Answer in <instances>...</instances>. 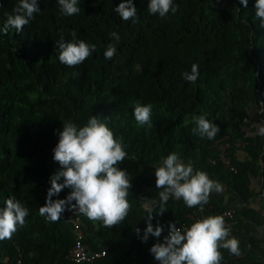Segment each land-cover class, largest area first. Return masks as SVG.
<instances>
[{
  "label": "trees",
  "instance_id": "obj_1",
  "mask_svg": "<svg viewBox=\"0 0 264 264\" xmlns=\"http://www.w3.org/2000/svg\"><path fill=\"white\" fill-rule=\"evenodd\" d=\"M121 2L78 0L80 12L66 16L58 0H38L41 10L29 24L4 34L18 0H0V208L11 197L29 211L25 225L10 240L0 241V264H14L19 255L24 264H151L149 249L162 242L152 236L142 242L148 208L153 227L165 228L188 222L200 207L170 198L166 211L158 214V198L148 207L140 199L139 190L150 181L142 177L129 189L128 216L103 227L101 244L85 240L91 250L109 247L106 257L94 263L69 261L74 238L61 224L65 211L51 223L39 208L46 203L50 176L60 167L53 149L63 124L82 127L93 115L122 141L128 155L119 165L133 163L152 176L162 159L175 152L219 182L223 191H213L203 206L207 216L236 209L241 252L236 256L221 248L220 264H264L254 228L261 219L246 207L220 201L224 194L246 205L258 177L264 192V134L243 130L254 111L264 123V26L256 18L255 0H248L247 8L240 0H173L177 11L166 17L149 14V0H133L136 18L128 21L115 11ZM61 39L83 40L95 50L82 64L68 67L58 59ZM108 45L116 48L110 60L104 56ZM193 63L200 71L195 83L184 75ZM137 103L152 106L151 127L135 121ZM200 115L219 127L214 139L193 132ZM226 135L232 143L245 142L231 150L236 173L211 163L218 156L215 142ZM239 151L243 160L236 157ZM70 191L65 188L52 199H65Z\"/></svg>",
  "mask_w": 264,
  "mask_h": 264
},
{
  "label": "clouds",
  "instance_id": "obj_2",
  "mask_svg": "<svg viewBox=\"0 0 264 264\" xmlns=\"http://www.w3.org/2000/svg\"><path fill=\"white\" fill-rule=\"evenodd\" d=\"M240 3L247 8L248 0H240ZM58 4L66 16L80 12L78 0H58ZM254 6L256 18L264 26V0H255ZM147 9L149 14H158L160 17L177 11L173 0H149ZM40 10L38 0H18L13 14L8 15L3 25V33L7 34L9 28L22 31ZM115 11L124 21L136 18L137 9L133 0H122ZM71 35L75 38L76 33L73 31ZM111 35L114 39H119L117 33ZM58 49L59 61L73 67L91 56L95 45H89L83 40L65 42L61 39ZM115 53L116 48L108 45L104 56L110 60ZM184 75L187 81L195 83L200 75L199 64L193 63L191 72ZM151 117L152 106L137 103L134 108L137 124L151 127ZM196 125L193 132L201 138L214 139L220 131L205 115L196 117ZM259 133L264 134V125H259ZM53 153V160L60 167L50 176L51 186L47 190L46 203L39 208L42 217L51 223L58 222L66 206H70L93 223L100 222L103 227L111 228L128 216L131 204L127 197L132 185L126 170L118 167L128 154L122 141L115 138L114 132L101 122V118L93 115L82 127L71 122L63 124ZM155 177L156 188L163 189L158 192V214L166 211L165 205L170 198L182 199L191 208L207 204L213 191H223L219 182L210 179L204 171L194 170L190 162L185 164L175 152L162 159V163L155 168ZM61 179L63 182H60ZM65 188L71 189L65 199H52ZM5 205L0 208V241L10 240L18 228L25 225L29 215L28 209L15 198H8ZM148 213L142 242H147L149 236L159 238L163 232V226L159 223L153 227L151 207L148 208ZM168 228L169 232L163 243H155L149 249L160 264H220L223 259L221 248L227 249L232 255L241 254L239 240L230 235V229L226 227L221 215L196 220L183 230L176 223H169ZM140 231L139 228L136 229L138 235Z\"/></svg>",
  "mask_w": 264,
  "mask_h": 264
},
{
  "label": "built area",
  "instance_id": "obj_3",
  "mask_svg": "<svg viewBox=\"0 0 264 264\" xmlns=\"http://www.w3.org/2000/svg\"><path fill=\"white\" fill-rule=\"evenodd\" d=\"M245 142L239 140L232 143L229 136H224L221 139L217 140L214 144V147L217 150L218 156L217 159L211 160V163L219 162L223 165L224 168L236 173L237 169L233 164L231 150L234 147H243ZM72 203H75L74 201ZM211 209L210 207H208ZM207 208L204 206L198 207L196 210H193L191 214L188 215V222L177 226L182 230L184 228L190 227L192 223L196 220L203 219L207 217ZM66 218L71 222L74 229V244L68 253V260L74 263H94L98 260L106 257L109 247H104L101 250H91L90 246L86 243V232L83 225L84 215L77 213L75 210L71 209L70 206H66L65 210ZM225 219L226 227L230 229V235L239 240V219L237 217L236 209L233 207L225 209L221 214ZM169 228H163L162 235L160 240L163 243L164 237L168 235ZM14 264H24L22 256L19 255V258Z\"/></svg>",
  "mask_w": 264,
  "mask_h": 264
},
{
  "label": "crops",
  "instance_id": "obj_4",
  "mask_svg": "<svg viewBox=\"0 0 264 264\" xmlns=\"http://www.w3.org/2000/svg\"><path fill=\"white\" fill-rule=\"evenodd\" d=\"M259 125H264V123L259 118V115L257 112H251V118L248 122V126L244 127L243 130L251 135H257L259 133ZM236 157L240 160H243L245 155L241 151L236 152ZM133 166V167H132ZM122 170H126L130 167L133 169L132 172H127L129 175V179L131 184L134 182H137L142 177H149V183H147L145 186H143L139 190V196L141 201L144 203L146 207L154 203L158 198V192L163 191V189H157L155 185V174L150 176L144 174L141 168H137L134 166L133 163H127L122 164L118 166ZM136 168V169H135ZM134 172H137L134 174ZM252 190L254 192V197H252L249 202L245 205L240 202L239 199H237L234 196L229 195H222L220 198V201L222 203H231V205L235 206L236 208H244L250 209L253 211V213L256 214L259 219H261L260 224L254 225L255 227V233L257 238L262 242V247L264 248V192L261 190V179L258 177L256 179L252 180ZM62 225L64 229L67 231L68 234H71L74 238V229L70 221L67 220L66 214L65 219H63ZM66 221V222H65ZM83 225L86 232V238L91 239L92 241L101 244V230L103 229V226L100 222L93 223L91 220H89L87 217H83ZM95 226V227H94ZM264 261V258H263ZM151 264H157V260L152 257Z\"/></svg>",
  "mask_w": 264,
  "mask_h": 264
},
{
  "label": "rangeland",
  "instance_id": "obj_5",
  "mask_svg": "<svg viewBox=\"0 0 264 264\" xmlns=\"http://www.w3.org/2000/svg\"><path fill=\"white\" fill-rule=\"evenodd\" d=\"M133 167V166H132ZM132 167H130V168H128V169H126V172H132L133 171V169H131ZM136 169V168H135ZM135 173H137V172H134V174ZM95 227V226H94Z\"/></svg>",
  "mask_w": 264,
  "mask_h": 264
}]
</instances>
